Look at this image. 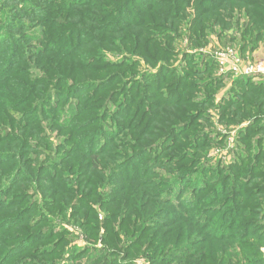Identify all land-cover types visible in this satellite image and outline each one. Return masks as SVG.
Masks as SVG:
<instances>
[{"label":"trees","instance_id":"16d2710c","mask_svg":"<svg viewBox=\"0 0 264 264\" xmlns=\"http://www.w3.org/2000/svg\"><path fill=\"white\" fill-rule=\"evenodd\" d=\"M183 25L201 47L243 30L252 54L264 0H0V264H264V78L227 87L185 52L176 75ZM208 108L249 122L227 166L195 131Z\"/></svg>","mask_w":264,"mask_h":264},{"label":"rangeland","instance_id":"374dc122","mask_svg":"<svg viewBox=\"0 0 264 264\" xmlns=\"http://www.w3.org/2000/svg\"><path fill=\"white\" fill-rule=\"evenodd\" d=\"M242 21H245V19H242ZM188 28H190V26H184V25L179 28L180 36L178 37V41H176V43H174V46H175L176 52H177L178 61L172 63V70H176L177 71L176 75H180V76H183L184 75L183 72L185 70H189V68H190V67H188L185 70H180L182 67H184V66L186 67L187 66L186 62L183 61V53L184 52L192 54V55H195V56L200 55L201 58H199V59H201V61H202V58L206 59V62H207L208 59L210 61L213 59V54L215 52H218L220 50H224L226 47L235 48L240 53L241 45L243 43H246V41H247V38L243 37L244 31L242 30V31H239L237 33L232 32V34H234L235 37H236V41L227 42L226 45H223V40H224L225 33L229 32L231 30H229V31H227L225 33L224 32H220L219 30L218 31L215 30L216 32L214 31L211 34L210 33L207 34L208 37L204 41H202V42H205L206 44H205L204 47L203 46L201 47L195 41H192V43H190L191 42L190 41L191 40V38H190V36H191L190 32L191 31ZM236 28H234V29H236ZM187 33H189V34H187ZM218 34H220V35H218ZM232 34L229 33L230 36ZM259 46H260L259 49L256 52L252 53V54L251 53L248 54L247 52H243L242 51V54L240 53L239 55L241 56V58L243 60L248 61V62H254L255 60H264V41L261 42ZM113 58H114L113 53H109V55L107 57V60L112 61ZM132 60H134V59H132ZM114 61H116V60H114ZM202 62H204V61H202ZM197 63L199 65V69L204 70V64H200V61H198ZM191 67H195V65H192ZM140 71H143V72H147L148 71L147 72V74H148L147 75L148 76L147 80L148 81H152V79L155 78L156 75L159 74V73L156 74L158 72V69L155 68V66L147 65V64H145L143 66L141 63L139 64V72ZM160 71H161V69H160ZM216 71H217V68L215 69V75L217 76ZM212 74H211V76H207L208 74H206V76L195 77V79H197L201 83H203V80L208 79V77H212ZM254 82H259V81L255 80ZM229 83H231V82L230 81L226 82V84H227L226 86L227 87H229ZM226 90H224V92H223V90L220 91V92L225 93ZM166 92H167V90H164L162 92V95H165ZM220 92L218 93V96H216V98H215V105H217L219 103V101L221 100ZM204 111L207 112V114L210 116V124L209 123L206 124V121L200 120L202 122L199 121V123H203V125H204V127H206V129L204 131H202L201 129L196 128L197 130H195V131L200 132V135H208V134H210L211 138H212V135H213V132H214V136H213V138H215L214 143L216 142V144L214 146H212L207 151L208 154H207L206 159L209 160L213 164L218 163L217 161H214V158L212 157L213 153L216 152L219 149H222V152H224V153H230V147L231 146L234 147V151H235V155H236L237 149H239V145L237 144L239 132L242 129H244L246 126H248L249 122H244V124H241L240 126H236V127L234 126V127H230L229 128V127H226V126H222L218 122L219 111L213 110V108L212 109L208 108L207 110H204ZM211 123H214L215 127H212ZM237 128H240V131L238 132V135H237L236 139L232 142V144L229 142V140H227V136H225V135L220 133L221 131L230 132V131H232L234 129H237ZM221 142H222V144L220 145ZM233 154H234V152L232 153V155ZM234 161H235V159H233L232 161H230L227 164L224 163L222 165L223 166H227V165L233 163ZM194 176H196V175H194ZM167 177H169V176H167ZM31 185L32 184H25V185H23V187H31ZM23 187L21 189H23ZM41 198H42V194H41V192H39V194L37 195V197L34 200H40ZM100 216L102 217V214H100ZM68 217H70L69 214H66V219ZM80 221H81V219L79 217L75 216V218L72 217V219H71V222L73 224H75V225H69V224L66 225L65 224L64 226L68 229L69 233L71 232V234L76 237V240H74L75 244H78L79 246L83 247V250H84L85 247L88 246V243L90 241L86 239L85 234L83 233L82 229L78 228L79 226L77 225V222L79 223ZM67 223H68V221H67ZM103 232L104 231H102L101 235L103 234ZM71 234L67 236L68 237L67 239H70L71 237H73ZM93 242H96V241H93ZM6 244L9 245L10 243L6 242ZM96 244H97L98 248H102L103 247L101 241L97 242ZM263 251H264V248L262 249V252ZM19 259H27V258L25 257V258H19ZM11 260L12 261H18V258H14V259H11ZM52 260L53 261H57L58 264H60L61 261L62 262L64 261L63 264L68 263V260L65 261L64 259H61V260L58 259L57 260V258H52ZM20 261H22L23 264H26L28 260H20ZM82 262H83V260L82 261L81 260L76 261V260L73 259L69 264H81ZM135 264H149V261H148L147 257L145 256V254H140L139 253V255H137V259L135 260Z\"/></svg>","mask_w":264,"mask_h":264},{"label":"built area","instance_id":"2783aa9c","mask_svg":"<svg viewBox=\"0 0 264 264\" xmlns=\"http://www.w3.org/2000/svg\"><path fill=\"white\" fill-rule=\"evenodd\" d=\"M239 54L240 53L232 47H226L224 50L215 52L213 54V60L216 64L217 76L226 79L251 78L254 81H261L264 78V60L248 62L243 60ZM239 131L240 128H237L230 132L221 131L220 133L227 136V140L232 144ZM233 152L234 154L232 155ZM212 157L214 161L227 164L236 158L234 147H230V153H224L222 149H219L213 153Z\"/></svg>","mask_w":264,"mask_h":264},{"label":"crops","instance_id":"0c3cea01","mask_svg":"<svg viewBox=\"0 0 264 264\" xmlns=\"http://www.w3.org/2000/svg\"><path fill=\"white\" fill-rule=\"evenodd\" d=\"M232 80H234V79H233V78H229V79H227V81H230V82H231ZM230 84H231V83H229V86H230Z\"/></svg>","mask_w":264,"mask_h":264}]
</instances>
